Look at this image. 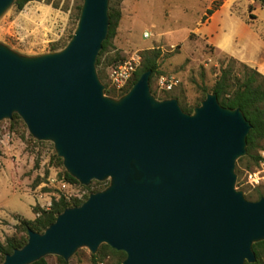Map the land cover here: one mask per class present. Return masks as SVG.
<instances>
[{
  "label": "water",
  "instance_id": "obj_1",
  "mask_svg": "<svg viewBox=\"0 0 264 264\" xmlns=\"http://www.w3.org/2000/svg\"><path fill=\"white\" fill-rule=\"evenodd\" d=\"M14 0H0V15ZM108 0H82L58 50L26 56L0 43V120L16 113L29 135L49 141L80 185L107 181L65 207L0 264L46 255L66 261L100 244L121 264H243L264 240V196L235 188L234 164L250 129L238 107L206 92L192 111L155 98L143 70L116 98L103 94L95 61L108 27Z\"/></svg>",
  "mask_w": 264,
  "mask_h": 264
},
{
  "label": "rangeland",
  "instance_id": "obj_2",
  "mask_svg": "<svg viewBox=\"0 0 264 264\" xmlns=\"http://www.w3.org/2000/svg\"><path fill=\"white\" fill-rule=\"evenodd\" d=\"M81 1L29 0L21 9L12 3L0 15V43L26 56L60 49L75 27L79 12L76 5ZM110 1L119 9L120 17L110 46L95 66L106 87L110 59L115 62L133 52L139 55L144 49H158L159 73L151 77V94L157 99L176 96L179 107L192 109L204 98L203 90L209 92L229 59L234 62L237 77L240 65L245 64L218 52L214 47L218 42L234 56L255 62L256 70L264 75V8L256 0H108V4ZM214 6L216 9L208 15L207 10ZM159 77L171 78L175 83L165 90L158 83ZM114 94L110 89L109 95H104L116 98ZM8 120H0V242L15 232L17 217H35L38 203L54 198L57 191L48 178H58L60 171L50 158L54 150L49 141L29 138L27 130L10 127ZM245 170L249 169L235 161V188L249 196L248 200H255L256 193H264V185H241L239 178ZM90 255L86 248H78L66 262L92 264ZM44 258L48 264H59L56 255ZM102 258L114 264L111 254Z\"/></svg>",
  "mask_w": 264,
  "mask_h": 264
},
{
  "label": "trees",
  "instance_id": "obj_3",
  "mask_svg": "<svg viewBox=\"0 0 264 264\" xmlns=\"http://www.w3.org/2000/svg\"><path fill=\"white\" fill-rule=\"evenodd\" d=\"M29 0H14L13 4L16 9H21L22 6ZM120 0H116L119 2ZM264 8V0H256ZM80 4L76 5L77 11H79ZM213 9H216V6L209 8L207 14L209 15ZM108 27L105 39L101 42L100 50L98 51L95 66H98L101 63V57L107 47L110 46V41L116 33V27L120 17L119 9L111 4V1L108 4ZM52 50L55 48L52 47ZM159 55L158 49H144L139 53V64L135 71L132 74V77L128 84L121 89L119 92L113 95V97H118L124 93L129 86L136 80L138 75L146 69L150 70L148 77V85H150V80L153 75H157L158 65L157 57ZM111 63L114 62V58ZM110 63V64H111ZM233 60L229 59L224 66L219 70V74L211 85L209 92L215 94L218 103L221 106L228 108L238 107L242 112L244 118L249 122L250 129L248 130L245 136V155L237 158V162L243 163L245 168L250 169L257 164L258 160V150L264 147V75L258 72L256 69L251 68L245 64H241L239 71V77L233 73ZM99 74V72H98ZM99 77V75H98ZM103 88V93L109 95L110 89L106 87L105 84ZM112 90V89H111ZM153 93V92H152ZM205 90H203L202 98L205 96ZM174 97L176 96H165ZM199 101L195 104L198 105ZM180 108L185 112H191V108L181 106ZM10 127L19 126L21 132H25V125L19 118L16 113H12L10 119L8 120ZM27 136H31L27 133ZM50 158L55 162L57 166L60 167L58 171V178H62L69 183H73L76 186L84 188L86 192H94L100 190L106 185V182H99L91 180L87 186L80 185L73 177L68 175L66 171L61 167V160L51 153ZM237 172V169H236ZM238 183V176H236L235 185ZM87 196V195H86ZM85 196V197H86ZM260 196H264V193H256L254 196L257 199ZM84 197V198H85ZM249 199V196H244ZM81 201L76 199L64 200L62 197L52 198L50 207L46 210L40 209L39 214L30 219H25L17 217V223L15 225V232L6 237L3 242H0V262L3 256L6 253L11 252L14 248H19L25 242L27 230H32L36 232H41L50 222L53 221L56 214H58L65 207L78 205ZM96 254H91L90 259L92 262L95 260L103 259L102 257L109 253L115 257L114 264H121V260L124 257L122 251H116L106 244H100L97 248ZM251 249L254 253L255 260L253 263L243 262V264H264V240L256 241L251 244ZM59 264H67L66 261L56 256ZM29 264H48L44 257L39 258L36 261H33Z\"/></svg>",
  "mask_w": 264,
  "mask_h": 264
},
{
  "label": "built area",
  "instance_id": "obj_4",
  "mask_svg": "<svg viewBox=\"0 0 264 264\" xmlns=\"http://www.w3.org/2000/svg\"><path fill=\"white\" fill-rule=\"evenodd\" d=\"M147 35L146 32L143 33L144 37H147ZM139 60V55L133 52L126 58L111 63L107 71L108 87L115 92H119L123 89L130 81L133 72L139 64ZM158 83L165 90H169L175 82L171 78L159 77ZM48 182L57 191L54 198L62 197L64 200L76 199L82 201L88 194L84 188L69 183L62 178L50 177L48 178ZM53 183L55 185H53ZM239 183L248 188H255L264 185V147L258 151L257 164L251 169L243 171L241 178H239ZM50 203V198L43 201V203L39 202L38 211L35 213V216L39 214L40 209H48ZM92 264H107V262L104 259H99Z\"/></svg>",
  "mask_w": 264,
  "mask_h": 264
},
{
  "label": "crops",
  "instance_id": "obj_5",
  "mask_svg": "<svg viewBox=\"0 0 264 264\" xmlns=\"http://www.w3.org/2000/svg\"><path fill=\"white\" fill-rule=\"evenodd\" d=\"M216 48V50H218V52L220 53H224V54H227L229 56H232V57H235L237 58L238 60L244 62L246 65H248L249 67H252L254 69H257L258 65L255 63V62H252L250 60H245V59H242L241 57H236L234 56V54L230 51H228L225 47L222 46L221 43L218 42V44H216L214 46Z\"/></svg>",
  "mask_w": 264,
  "mask_h": 264
}]
</instances>
